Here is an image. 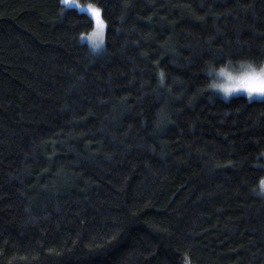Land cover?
Returning a JSON list of instances; mask_svg holds the SVG:
<instances>
[{"label":"trees","instance_id":"obj_1","mask_svg":"<svg viewBox=\"0 0 264 264\" xmlns=\"http://www.w3.org/2000/svg\"><path fill=\"white\" fill-rule=\"evenodd\" d=\"M94 2L97 56L86 13L0 0V264H264V99L203 74L264 61V0Z\"/></svg>","mask_w":264,"mask_h":264},{"label":"clouds","instance_id":"obj_2","mask_svg":"<svg viewBox=\"0 0 264 264\" xmlns=\"http://www.w3.org/2000/svg\"><path fill=\"white\" fill-rule=\"evenodd\" d=\"M65 10L69 8L62 2ZM71 7L81 6L78 0H70ZM88 5L99 8L94 0H89ZM88 46L92 56L99 55L106 47V24L95 25L82 40ZM203 74L207 78L204 86L209 93L207 103L213 104L217 99L229 103L234 96H244L252 103L253 100L264 99V61H256L251 58L233 61L226 58L223 62L210 60L203 68ZM163 83V76H161ZM255 192L264 196V178L258 180Z\"/></svg>","mask_w":264,"mask_h":264},{"label":"snow or ice","instance_id":"obj_3","mask_svg":"<svg viewBox=\"0 0 264 264\" xmlns=\"http://www.w3.org/2000/svg\"><path fill=\"white\" fill-rule=\"evenodd\" d=\"M67 6L71 7L70 0H62ZM76 7L80 8L81 11H84L90 16L91 20L94 22L95 25H105V20L102 18L101 9L96 8L92 5H87L86 8L80 6L79 4ZM83 38V37H82Z\"/></svg>","mask_w":264,"mask_h":264},{"label":"rangeland","instance_id":"obj_4","mask_svg":"<svg viewBox=\"0 0 264 264\" xmlns=\"http://www.w3.org/2000/svg\"><path fill=\"white\" fill-rule=\"evenodd\" d=\"M81 6L84 7V8L87 7V5H82V4H81ZM81 12H84V11H81ZM84 13H86V12H84ZM86 14H87V13H86ZM87 15H88V14H87ZM89 17H90V16H89ZM90 19H91V18H90ZM92 22H93V21H92ZM93 26H94V22H93ZM85 36H86V35H85ZM85 36H84V37H85Z\"/></svg>","mask_w":264,"mask_h":264}]
</instances>
